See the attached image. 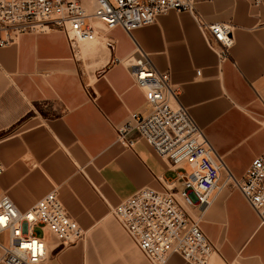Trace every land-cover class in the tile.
I'll return each mask as SVG.
<instances>
[{"label":"crops","instance_id":"crops-1","mask_svg":"<svg viewBox=\"0 0 264 264\" xmlns=\"http://www.w3.org/2000/svg\"><path fill=\"white\" fill-rule=\"evenodd\" d=\"M195 1L207 24L232 27L234 44L223 60L194 14L175 11L133 36L120 28L100 32L95 46L76 54L57 29L21 34L0 47V198L27 211L56 191L88 235L59 249L48 233L44 264H154L111 213L138 190H162V182L177 178L136 129L120 137L133 113L150 112L123 62L137 45L170 73L181 103L225 164L209 206L194 213L216 246L210 264H264V227L225 183L229 174L242 179L264 154V0ZM1 237L8 241L7 233ZM165 264L189 263L172 255Z\"/></svg>","mask_w":264,"mask_h":264},{"label":"built area","instance_id":"built-area-1","mask_svg":"<svg viewBox=\"0 0 264 264\" xmlns=\"http://www.w3.org/2000/svg\"><path fill=\"white\" fill-rule=\"evenodd\" d=\"M171 11L193 13L210 47L220 48V60L228 56L234 44L232 27L207 24L196 12L195 0H0V47L21 34L57 29L65 34L76 54L83 43L96 40L99 25L107 31L120 28L133 36L136 30L155 24ZM129 69L145 94L150 112L133 113V124L121 129L120 137L136 129L155 154L176 169L177 178L162 182V190H138L111 213L154 264H165L172 255L189 264H210L216 246L203 231L201 216L194 213H202L210 204L221 185L225 164L181 103L169 72L160 71L139 45ZM128 144L134 146L133 141ZM3 173L0 161V176ZM225 183L241 192L264 227V154L252 162L242 179L229 174ZM38 228L49 233L59 249L75 247L88 237L56 191L27 211H21L9 196H2L0 235L7 233L8 241L0 242V264H44L48 243L35 233Z\"/></svg>","mask_w":264,"mask_h":264},{"label":"rangeland","instance_id":"rangeland-1","mask_svg":"<svg viewBox=\"0 0 264 264\" xmlns=\"http://www.w3.org/2000/svg\"><path fill=\"white\" fill-rule=\"evenodd\" d=\"M100 32H102L103 34H104V33L107 34V30L105 29V27H104L103 25H99V33H98V35H97V38H96V40H95V43H97L98 40L100 39V37H102V35H99ZM105 34H104V35H105ZM104 35H103V36H104ZM95 43H93V44H87L85 48L90 49L91 47L95 46ZM83 49H84V48H83ZM93 56H94V55H92L91 57H93ZM186 170H187V171H190V168H187ZM224 180H225V177L222 178L221 183H222ZM35 233H36L38 236H41V237H46V238L49 237L48 233H46V232L44 233V232L41 231L39 228L36 229ZM1 240H2V242L5 243V244L7 243L6 237H1Z\"/></svg>","mask_w":264,"mask_h":264},{"label":"bare ground","instance_id":"bare-ground-1","mask_svg":"<svg viewBox=\"0 0 264 264\" xmlns=\"http://www.w3.org/2000/svg\"><path fill=\"white\" fill-rule=\"evenodd\" d=\"M93 43H95V41H93V42H86V43H83L82 45H81V48H82V50H83V48H84V52L87 50V48H85L86 47V45L87 44H93ZM80 58H82L83 57V55H80L79 56ZM130 61H131V57H128V58H126L125 60H123V62H124V64L129 68V66H130ZM231 184V183H230ZM209 206V205H208Z\"/></svg>","mask_w":264,"mask_h":264}]
</instances>
